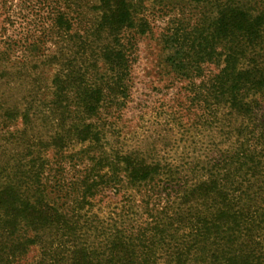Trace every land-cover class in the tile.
I'll list each match as a JSON object with an SVG mask.
<instances>
[{"label":"trees","instance_id":"1","mask_svg":"<svg viewBox=\"0 0 264 264\" xmlns=\"http://www.w3.org/2000/svg\"><path fill=\"white\" fill-rule=\"evenodd\" d=\"M149 1L168 8L97 0L80 31L81 13L60 17L47 90L0 95V264H264V0H180L191 22L165 30L175 74L217 70L190 83L214 155L185 168L105 137Z\"/></svg>","mask_w":264,"mask_h":264},{"label":"rangeland","instance_id":"2","mask_svg":"<svg viewBox=\"0 0 264 264\" xmlns=\"http://www.w3.org/2000/svg\"><path fill=\"white\" fill-rule=\"evenodd\" d=\"M73 2L0 0V95L9 103L23 95L42 94L60 69L68 47L60 17L65 19L71 11L75 15L81 13L83 21L77 31L92 21L91 5L97 0ZM163 4L168 8L161 11L159 2L146 3L150 28L144 35H135L132 41L128 97L120 110L112 112L104 130L112 148L136 151L146 158L155 155L150 158L185 168L214 155L211 133L199 125L202 111L191 101L190 83L198 84L217 70L204 64L203 79L192 75L191 79L182 78L174 73L168 60L176 48L166 44L163 35L178 21L185 26L189 15L186 8L180 7V0H164ZM39 132L41 135L45 131ZM107 202L100 206L105 213L106 205H114L113 199ZM34 254L29 253V258Z\"/></svg>","mask_w":264,"mask_h":264}]
</instances>
